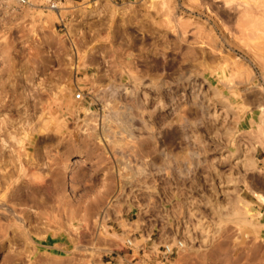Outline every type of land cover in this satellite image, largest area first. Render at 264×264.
<instances>
[{
	"label": "rangeland",
	"instance_id": "obj_1",
	"mask_svg": "<svg viewBox=\"0 0 264 264\" xmlns=\"http://www.w3.org/2000/svg\"><path fill=\"white\" fill-rule=\"evenodd\" d=\"M54 1L0 0V264H264V0Z\"/></svg>",
	"mask_w": 264,
	"mask_h": 264
},
{
	"label": "built area",
	"instance_id": "obj_2",
	"mask_svg": "<svg viewBox=\"0 0 264 264\" xmlns=\"http://www.w3.org/2000/svg\"><path fill=\"white\" fill-rule=\"evenodd\" d=\"M20 5H25L27 3H29V0H16ZM51 6L52 8H58V4L57 2H55L54 0H50ZM78 98H82V93H79L77 95ZM127 243L130 245V247L132 249H134L135 247V242L133 239H128ZM185 247V242L183 240H179L176 244L173 243H168L165 245V250H163L162 252V260H168L169 258H171L172 256H174L179 250H181L182 248ZM134 253V251H133ZM121 254H118L116 257L113 258L114 261H117V258L120 257ZM123 258V257H122ZM129 264H136V263H132V261L129 262Z\"/></svg>",
	"mask_w": 264,
	"mask_h": 264
},
{
	"label": "bare ground",
	"instance_id": "obj_3",
	"mask_svg": "<svg viewBox=\"0 0 264 264\" xmlns=\"http://www.w3.org/2000/svg\"><path fill=\"white\" fill-rule=\"evenodd\" d=\"M74 163V162H73ZM73 163H69V164H67L66 166H65V168H64V170H63V174H64V176L66 177V176H68L70 173H71V171H72V169H73ZM5 207V206H4ZM18 252V251H17ZM21 254V253H20ZM18 256V255H17ZM14 258H15V254H14V256H13ZM19 258H21L20 256H19ZM13 259V258H12ZM15 260V259H14ZM9 261V260H8ZM10 261H11V259H10ZM8 262V263H11V262ZM13 263V262H12ZM15 263V262H14ZM20 263V262H19ZM21 264V263H20Z\"/></svg>",
	"mask_w": 264,
	"mask_h": 264
}]
</instances>
